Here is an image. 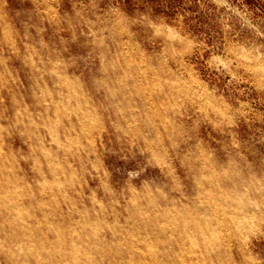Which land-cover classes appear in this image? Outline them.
<instances>
[{"label":"rangeland","instance_id":"1","mask_svg":"<svg viewBox=\"0 0 264 264\" xmlns=\"http://www.w3.org/2000/svg\"><path fill=\"white\" fill-rule=\"evenodd\" d=\"M0 264H264V0H0Z\"/></svg>","mask_w":264,"mask_h":264},{"label":"bare ground","instance_id":"2","mask_svg":"<svg viewBox=\"0 0 264 264\" xmlns=\"http://www.w3.org/2000/svg\"><path fill=\"white\" fill-rule=\"evenodd\" d=\"M41 58V57H40ZM47 59V58H46ZM51 96V95H50ZM88 105V104H87ZM62 114V113H61ZM77 134V133H76ZM77 144V143H76ZM58 177V176H57ZM211 179V178H210ZM213 183V182H212ZM209 187H210V184H209ZM222 190V188H221ZM15 191V190H14ZM223 191V190H222ZM224 194V193H223ZM70 200V199H69ZM4 201V200H3ZM211 201V200H210ZM77 206V205H76ZM79 208V207H78ZM206 209V208H205ZM83 213V212H82ZM252 227V226H251ZM192 228V227H191ZM218 236V235H217ZM224 237V236H223ZM227 238V237H226ZM225 239V238H224ZM8 243V242H7ZM9 244V243H8ZM10 246V245H9ZM55 252V251H54Z\"/></svg>","mask_w":264,"mask_h":264}]
</instances>
